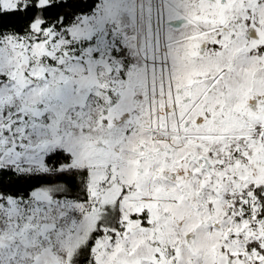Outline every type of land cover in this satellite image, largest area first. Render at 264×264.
Wrapping results in <instances>:
<instances>
[{
    "label": "snow or ice",
    "instance_id": "6c2138e0",
    "mask_svg": "<svg viewBox=\"0 0 264 264\" xmlns=\"http://www.w3.org/2000/svg\"><path fill=\"white\" fill-rule=\"evenodd\" d=\"M0 264H264V0H0Z\"/></svg>",
    "mask_w": 264,
    "mask_h": 264
}]
</instances>
